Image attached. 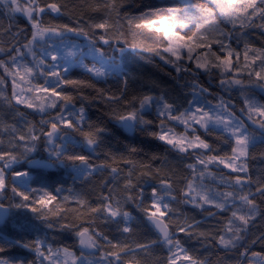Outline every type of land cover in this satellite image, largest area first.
<instances>
[{
  "label": "snow or ice",
  "instance_id": "obj_1",
  "mask_svg": "<svg viewBox=\"0 0 264 264\" xmlns=\"http://www.w3.org/2000/svg\"><path fill=\"white\" fill-rule=\"evenodd\" d=\"M0 214V264H264V0H0Z\"/></svg>",
  "mask_w": 264,
  "mask_h": 264
},
{
  "label": "trees",
  "instance_id": "obj_2",
  "mask_svg": "<svg viewBox=\"0 0 264 264\" xmlns=\"http://www.w3.org/2000/svg\"><path fill=\"white\" fill-rule=\"evenodd\" d=\"M153 3L156 4H163V3H179V0H152ZM143 7V4L141 5ZM140 9H134V14H138V11ZM4 24L7 25V20H4ZM255 39V37H253ZM257 43H259V41H256ZM143 55H147V54H143ZM155 60V58H154ZM136 62L138 64V66H140L143 71L145 73H152L154 75L157 76H162V73H158L156 71V69H154L152 67L151 64L146 63L144 60L140 59V57H136ZM166 79V78H165ZM204 83H206L205 81H202ZM90 114L92 116L93 119L96 118V116L100 115V113H97L94 109L90 110ZM109 127L114 128L115 126L110 124ZM116 136L120 139L121 141V146L123 144H132L135 147L141 148L143 149L145 152H152V151H156V145L158 142L151 140L149 137L144 136V135H139L136 133H133L132 135H129L127 133L124 132L123 129H116L115 130ZM208 139L211 141L213 138L212 137H208ZM115 146V143H114ZM141 156H143V153H141ZM259 166L258 162L254 161L253 162V168H257ZM48 175V182L50 184H55L58 181H63L65 182L66 185H69L72 183L71 181V177L69 175L68 172H66L65 170H56V169H51L47 172ZM30 215V214H29ZM199 218V217H198ZM20 234V229L18 227V220L16 219V217H12L9 222L7 224H4L2 227H0V238L2 237H7L9 239H13L15 237H17V235ZM31 235V234H29ZM187 247L190 248V250L193 251V253L195 254V250L197 248L201 249V252H203V248L200 245L194 244L192 242H188ZM256 250H259V245L256 246ZM212 252H215L217 256L223 257L224 256V252L223 250H219L217 251L216 248L212 249ZM15 255H17L19 258H25L28 256V254L26 252H24V250H19L17 253H15ZM216 257H212V259H215Z\"/></svg>",
  "mask_w": 264,
  "mask_h": 264
},
{
  "label": "water",
  "instance_id": "obj_3",
  "mask_svg": "<svg viewBox=\"0 0 264 264\" xmlns=\"http://www.w3.org/2000/svg\"><path fill=\"white\" fill-rule=\"evenodd\" d=\"M124 130V129H123ZM125 133L129 134V135H132L133 133L132 132H128L126 130H124ZM51 170V169H50ZM49 171V170H48ZM2 215V214H0ZM4 225V223H0V227H2Z\"/></svg>",
  "mask_w": 264,
  "mask_h": 264
}]
</instances>
